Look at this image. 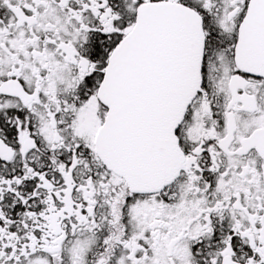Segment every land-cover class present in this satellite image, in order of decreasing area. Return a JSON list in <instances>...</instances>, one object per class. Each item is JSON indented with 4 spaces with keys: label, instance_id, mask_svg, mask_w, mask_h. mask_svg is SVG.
<instances>
[{
    "label": "flooded vegetation",
    "instance_id": "flooded-vegetation-1",
    "mask_svg": "<svg viewBox=\"0 0 264 264\" xmlns=\"http://www.w3.org/2000/svg\"><path fill=\"white\" fill-rule=\"evenodd\" d=\"M250 1L0 0V264H264V63L237 49ZM158 2L200 23L201 84L177 176L135 190L96 154L97 90Z\"/></svg>",
    "mask_w": 264,
    "mask_h": 264
},
{
    "label": "water",
    "instance_id": "water-1",
    "mask_svg": "<svg viewBox=\"0 0 264 264\" xmlns=\"http://www.w3.org/2000/svg\"><path fill=\"white\" fill-rule=\"evenodd\" d=\"M181 10L168 3L138 8L135 24L110 54L97 90L107 112L96 134V153L135 190L150 189L161 166L169 180L179 171L175 130L199 89L202 52L197 45L202 37H196L202 35L200 23ZM252 32L256 37H249ZM237 49L242 64L264 63V0L250 1Z\"/></svg>",
    "mask_w": 264,
    "mask_h": 264
},
{
    "label": "bare ground",
    "instance_id": "bare-ground-1",
    "mask_svg": "<svg viewBox=\"0 0 264 264\" xmlns=\"http://www.w3.org/2000/svg\"><path fill=\"white\" fill-rule=\"evenodd\" d=\"M181 11H182V13H185V14L189 13V11H187V10H181ZM252 28L256 29V26H253ZM252 33H254V32H252ZM254 34H256V33H254ZM256 35L254 37H256Z\"/></svg>",
    "mask_w": 264,
    "mask_h": 264
}]
</instances>
